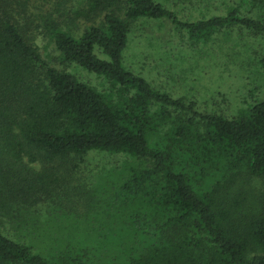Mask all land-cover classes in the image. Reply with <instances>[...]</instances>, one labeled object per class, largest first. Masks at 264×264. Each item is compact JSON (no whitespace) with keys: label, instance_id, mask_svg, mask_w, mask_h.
<instances>
[{"label":"trees","instance_id":"trees-1","mask_svg":"<svg viewBox=\"0 0 264 264\" xmlns=\"http://www.w3.org/2000/svg\"><path fill=\"white\" fill-rule=\"evenodd\" d=\"M234 3L184 22L159 0H0L8 214L31 186L27 163L43 168L33 187L52 193L92 153L125 158L100 212L46 237L56 246L38 244L43 231L13 239L0 229V264H264V93L235 116L199 111L125 66L139 22H169L190 46L223 33L264 38V0ZM42 46L101 87L59 69Z\"/></svg>","mask_w":264,"mask_h":264},{"label":"rangeland","instance_id":"rangeland-1","mask_svg":"<svg viewBox=\"0 0 264 264\" xmlns=\"http://www.w3.org/2000/svg\"><path fill=\"white\" fill-rule=\"evenodd\" d=\"M159 1L184 22L224 15L227 8L235 5L234 0ZM172 29L165 21L136 24L125 66L147 79L156 89L195 102L199 111L235 116L263 99L264 38H240L236 32L228 38L223 33L211 43L190 46ZM42 47L44 55L54 59L59 69L77 76L84 83L101 87L102 81L96 75L76 65H61L53 46ZM124 162L122 156L92 153L67 180L52 184V193H48L44 185L33 187L37 184L36 174L43 168L37 163H27L24 175L31 186H24L25 191L27 188L29 191L20 193L14 203L10 202L9 214L6 209L9 205L0 200V229L13 239L27 233L39 237L43 231L48 235L37 239L38 244L46 248L56 246L46 237L60 233L61 226H78V213L100 212L103 199L111 195L114 178ZM70 210L72 215H69L68 223L66 216Z\"/></svg>","mask_w":264,"mask_h":264}]
</instances>
